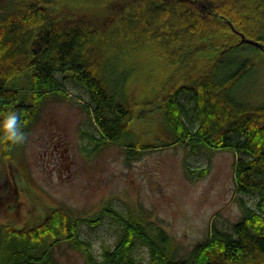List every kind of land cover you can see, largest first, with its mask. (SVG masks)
Wrapping results in <instances>:
<instances>
[{"label":"trees","instance_id":"obj_1","mask_svg":"<svg viewBox=\"0 0 264 264\" xmlns=\"http://www.w3.org/2000/svg\"><path fill=\"white\" fill-rule=\"evenodd\" d=\"M123 46L153 48L177 77L152 101H133L128 71L110 57ZM262 48L264 0H0V124L15 111L24 133L48 96L69 98L62 74L88 93L103 144L127 143L130 156L150 148L134 141L132 126L140 107L160 103L176 143L235 151L236 192L257 199L253 208L239 197L241 217L231 231L213 225L207 240L180 259L164 229L109 207L103 215L121 230L99 258L78 237L77 220L49 207L40 226L1 228L0 264H55L50 249L40 250L49 237L72 242L87 264H264V106L237 97L254 74L252 54L262 56ZM0 140L12 160L20 142L3 128ZM138 243L149 250L147 262L136 256Z\"/></svg>","mask_w":264,"mask_h":264},{"label":"rangeland","instance_id":"obj_2","mask_svg":"<svg viewBox=\"0 0 264 264\" xmlns=\"http://www.w3.org/2000/svg\"><path fill=\"white\" fill-rule=\"evenodd\" d=\"M122 48L111 50L110 57L128 71L126 87L133 101H152L170 77H177L153 48ZM262 50V56L252 54L254 74L237 92L247 105L264 106ZM58 77L69 98L52 94L39 104L12 160L4 158L0 140V231L40 226L49 217L47 208H59L77 220L78 237L90 242L100 258L115 247L121 230L103 215L109 207L164 229L180 259L207 240L213 225L231 231L241 217L239 197L256 207L255 197L236 192L235 151L176 143L155 103L140 107L132 126L134 141L150 148L130 156L127 143L99 141L88 93L71 78ZM46 242L40 250L50 249L55 264H87L72 242L56 243L52 237ZM135 252L149 260L146 246L138 243Z\"/></svg>","mask_w":264,"mask_h":264},{"label":"clouds","instance_id":"obj_3","mask_svg":"<svg viewBox=\"0 0 264 264\" xmlns=\"http://www.w3.org/2000/svg\"><path fill=\"white\" fill-rule=\"evenodd\" d=\"M0 128L6 133V138L15 142H21L24 139V133L19 126V116L15 111L9 112L0 124Z\"/></svg>","mask_w":264,"mask_h":264},{"label":"water","instance_id":"obj_4","mask_svg":"<svg viewBox=\"0 0 264 264\" xmlns=\"http://www.w3.org/2000/svg\"><path fill=\"white\" fill-rule=\"evenodd\" d=\"M243 39H244V36H243ZM247 42H249V43H251V44H255V42H252V41H247Z\"/></svg>","mask_w":264,"mask_h":264}]
</instances>
